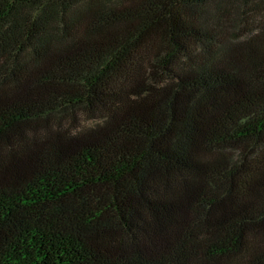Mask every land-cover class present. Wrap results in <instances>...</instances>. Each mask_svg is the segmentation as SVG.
<instances>
[{
    "label": "trees",
    "instance_id": "16d2710c",
    "mask_svg": "<svg viewBox=\"0 0 264 264\" xmlns=\"http://www.w3.org/2000/svg\"><path fill=\"white\" fill-rule=\"evenodd\" d=\"M95 1L0 0V264H264V0Z\"/></svg>",
    "mask_w": 264,
    "mask_h": 264
},
{
    "label": "rangeland",
    "instance_id": "374dc122",
    "mask_svg": "<svg viewBox=\"0 0 264 264\" xmlns=\"http://www.w3.org/2000/svg\"><path fill=\"white\" fill-rule=\"evenodd\" d=\"M98 1L101 4H105V5H112V4L118 3L117 0H98ZM236 4L238 5L237 2H236ZM80 123H81V126H93V125H95L97 123V120H95V119H89L88 120V119L82 118L81 121H80Z\"/></svg>",
    "mask_w": 264,
    "mask_h": 264
}]
</instances>
